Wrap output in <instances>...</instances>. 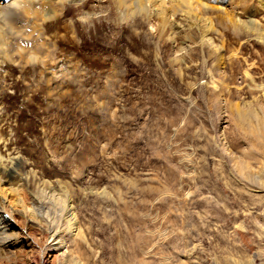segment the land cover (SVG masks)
Returning a JSON list of instances; mask_svg holds the SVG:
<instances>
[{
    "label": "rangeland",
    "instance_id": "1",
    "mask_svg": "<svg viewBox=\"0 0 264 264\" xmlns=\"http://www.w3.org/2000/svg\"><path fill=\"white\" fill-rule=\"evenodd\" d=\"M161 1L171 27L136 0L0 15V181L40 225L8 264L49 232L44 264H264V0Z\"/></svg>",
    "mask_w": 264,
    "mask_h": 264
},
{
    "label": "bare ground",
    "instance_id": "2",
    "mask_svg": "<svg viewBox=\"0 0 264 264\" xmlns=\"http://www.w3.org/2000/svg\"><path fill=\"white\" fill-rule=\"evenodd\" d=\"M33 1L34 0H0V15L15 12L17 9L21 8L26 9L27 5ZM67 1L68 0H56L58 9H64V5ZM136 2L141 10H144L145 12H148L149 15L156 17L163 28L170 24L171 9L168 8L161 0H136ZM198 6H204L207 8L205 5L201 4H198ZM177 8L184 10L183 12L187 16L196 10L193 3L189 0H180V5H178ZM177 8L175 10H178ZM173 13H175V11H173ZM17 166H19V162L16 159L11 162L10 167L6 168L3 167L0 160V177L2 175H6L9 178H12L17 174ZM2 182L0 181V264H8L12 261L11 258L14 257V248L19 245V240H23L24 244H28V238L26 235H23L27 229V224L35 223L38 227H40V225L37 220L39 218L36 216L38 213L36 214L35 208L25 204L21 192L18 190L6 189ZM38 207H40V204ZM15 215H18L21 219L22 227L20 229H17V226L15 225L13 219V216ZM47 236L49 241L48 253L51 254L57 250L54 246L55 243L53 244L56 232H49ZM49 254H47L45 258L48 259ZM45 258L43 260V264L45 262Z\"/></svg>",
    "mask_w": 264,
    "mask_h": 264
}]
</instances>
